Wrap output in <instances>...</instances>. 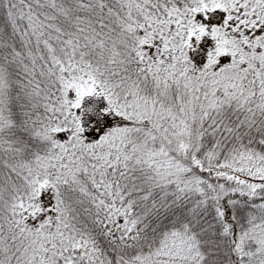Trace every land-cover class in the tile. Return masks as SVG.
I'll use <instances>...</instances> for the list:
<instances>
[{
    "label": "snow or ice",
    "instance_id": "snow-or-ice-1",
    "mask_svg": "<svg viewBox=\"0 0 264 264\" xmlns=\"http://www.w3.org/2000/svg\"><path fill=\"white\" fill-rule=\"evenodd\" d=\"M0 264H264V0H0Z\"/></svg>",
    "mask_w": 264,
    "mask_h": 264
}]
</instances>
